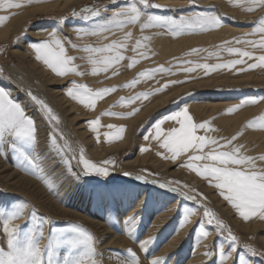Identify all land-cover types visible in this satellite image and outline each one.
Wrapping results in <instances>:
<instances>
[{
  "label": "rangeland",
  "instance_id": "obj_1",
  "mask_svg": "<svg viewBox=\"0 0 264 264\" xmlns=\"http://www.w3.org/2000/svg\"><path fill=\"white\" fill-rule=\"evenodd\" d=\"M164 1H167V0H164ZM172 1H176V2L178 1V3L179 2L180 3L177 5L176 4L173 5V4L161 2V0H150L151 3L168 5L169 7L163 8V9L153 8V9H149V11L153 10L154 12H152V14H155V15L167 16V15L172 14L173 17L175 18H178L180 15H186L188 14L189 11H205V12L214 13L220 16L222 24L217 29L206 31L203 33L183 34V35H179L176 37H173L169 34H160L162 38L166 36L167 38L171 40H178L179 38H184V37L185 38L204 37V36H208L210 33L211 34L216 33L224 29L225 26H232L231 28H233L234 30L243 31V33L236 34L235 36H232L231 38L227 36L221 37V39L223 40L232 41L234 38L241 37L244 33L250 32L251 29L255 26L260 16L264 15V8L257 9L256 11H253V12H247L244 10L242 6L236 3L235 0H196L195 8H191L188 5V0H172ZM44 2H50V1L44 0ZM52 2L64 3V0H53ZM127 2L128 0H118V3L113 4L112 0H86L84 2H79L77 4H73V5L70 4L63 11L40 13V14L33 16L32 19L26 21L21 26H19L16 29V31L9 37V39L4 40L2 42L0 41V87H3L6 90H8L11 93V96L17 102L25 106L27 114L35 118V121H37L36 122L38 126L37 153L41 154L42 156L43 155L46 157L48 156L44 164V167L46 168L47 172H49L50 174L53 172L52 175L54 174V172H56V174L53 175V186L51 189H49L48 187L44 185L42 181L24 172L22 169L16 167L15 154L0 155V166L7 168L9 172H12L14 170L13 172L16 173L18 176L31 180L42 190L43 194H45L49 198L52 204L50 203L49 206H45L47 205L46 203L41 204L42 200L38 201L40 199L38 200L36 199V198H40L41 196H37L38 194L36 193V190L32 187L30 188V186L29 188L19 187L21 191L19 192L16 189L13 190V187L8 186L1 180H0V203L27 202L28 207L25 209V216H27L30 213L31 209L34 208L38 214L42 216H47L52 221V224L50 227L66 228L69 226L70 223L80 224L85 229L91 231L98 239H101L103 241V243H101L99 245V248L97 249L98 254H99L98 258L103 259V264H119V259L124 258V256L126 255V250L128 248H131L133 251L137 253V255L141 258L142 264H147V259H151V258H154L156 256H161V255L162 257H165L164 264H187V262L191 260L190 257L193 256L192 255L193 254L192 253L193 239L195 236H198L197 232L195 231V228L199 226L198 221H201V219L203 218V210L206 207L210 209L212 212H214L217 218L222 220L224 224L229 229H231L232 234L238 238L237 253L234 254L233 258L229 262L227 261L226 264H229L230 262H231L230 264H233V260L235 261V264H239L238 258L240 254H243L246 259L253 261L254 264H264V259H262L259 256L250 257L248 253L245 252L244 247H243L245 244H250L253 247H255L257 251L264 252V244L260 242L261 239H264V230H261V231L259 230L254 233H250L248 231H244L241 228L243 226H246L247 224H249L248 226L250 225L254 226L256 225L255 223L257 224L260 223L264 225V221H261L259 218H254V219L250 218L249 221H243L242 218H240L235 213V210L232 209L231 206L228 205V203L222 199V197L219 195L218 190H216L214 187H211L209 185L208 181L198 177L195 173H193L191 170L187 169L186 167H182L181 164H178V161L173 162L171 159H166L165 157L169 156V153L166 151V149H163L159 146L160 141L153 140L151 139V137H149V139L146 140L147 144L145 142H144L145 144H142L144 148L148 149L145 152H141L140 149L142 148V146L139 147L138 145L139 141H141V138L143 139V137H145V132L148 133V136H149L151 131H153V125L158 120H162L164 117L176 111H179L180 108H183L186 106L188 108L189 115L192 117L194 123H202L205 120L210 121V128L212 129V131H209L207 135L212 136L217 139H221V138L231 139L233 135L240 133L237 140L234 141L233 144L242 145L243 147L241 151L243 154L252 155V156H258V155L264 154V149H261L257 152H251L250 150H252V147H250V142L245 141L243 139V136L239 128L233 131L232 133L229 132L227 127L225 125H222L218 121L219 116L217 115L216 112L211 113V114L209 113L204 114L201 112L202 113L201 115V113L198 114L194 110V108L191 107V105L206 106L209 103H211L210 101H214V100H222V102L226 101L225 106L221 108L224 111V116L226 115L225 116L226 118L233 119L232 117L237 118L239 115H241L243 112L246 111L247 116H245L244 118L239 117L241 120L240 124L245 123L246 125L248 121L252 120L255 117L260 116L261 114H264V99H262L264 98V69L257 68L255 70L246 71V72H237L236 69H232V70L222 69L216 72H212L207 76H205L203 74V71L199 69L194 73H184L183 71L179 70L178 64L180 62L187 61V60H191L197 63L215 64V63H223L230 59L239 58V57L230 55L223 50L219 51L218 58L215 56L209 57L208 52L217 51L216 46L222 44V42L218 41L216 43V40L214 39L213 36H208L206 38V41H202L198 44H193L194 46L192 45L191 47L184 48L181 51V55L177 56L178 57L177 60H174V59L162 60L157 55L155 57L153 52H151L150 50H147L148 58L141 59L139 63L134 65L131 69L127 67L128 60L126 59L124 61H121V63L118 66H115L108 73H99L97 75H92L91 66L87 63L86 59H80V57H85L84 55L85 53L78 49L82 48L84 45L93 44V46H98V43L93 42L89 44L88 42L93 41L91 40L93 39L92 37L90 38L91 41H86V40L82 41V39L76 38L75 37L76 32L74 29L80 27L79 25H77V23L78 24L82 23L83 25L81 27H88V26L90 27L91 25L96 24L99 21L95 19L93 20L89 19L87 22H84L80 19L71 18V13L73 11H79L83 7H94L95 6L96 8H99L102 10V16L106 18L108 16H111L110 15L111 10L114 7H116L117 4H120V3L126 4ZM105 6L107 7L105 8ZM233 12L235 15L233 14ZM61 18H63V23H59ZM71 24H74V25H71ZM58 25L63 30V32L59 31L58 35L65 38L64 40L66 44L64 42L65 44L64 47L66 49L67 55L69 56L73 55L72 57H76V59L73 61V64L77 67V71L80 73H83L82 75L91 74L92 76V80H90L85 77H82L81 75L74 74V77L76 78L75 79L76 81L74 82L76 84L86 85L89 89L93 91L106 88V87L107 88L115 87L116 90L117 89L124 90V92H121L122 94L119 93V97H116L115 99L116 101L111 98L113 93L116 92L115 90L111 92L110 94L105 95L102 98H97L95 105L90 109L84 108L85 106L81 104V106H79L81 110H84L89 113V111L95 109L97 101L100 99L106 103V105L103 106L104 109L101 107L99 110L101 114L108 112V111L117 112V113H127V112L132 111L133 109H138L139 111H137L134 115L130 116V117H133L132 119L134 120L145 110V107L147 108L148 106L145 105L144 107V104L140 102L138 104L137 102H134L133 104H127L125 101L123 104H121L119 103L121 101V98H127L130 96H133L135 95V93L137 94V93H140L141 91L146 92V91H149L150 88L153 89V88L161 87L162 85H165V84H168V87L164 88V90L162 92H159L158 94L167 93L168 90L171 91V89H177V88L179 89L180 92L174 97L171 96L168 102L166 103V105H164V107L163 106L159 107V109L154 111L150 116H146V115L142 116L136 122V124H134L133 127L131 128L128 143L124 147L110 151L105 154L103 153L100 154L101 152H103L102 149L104 148L103 146H100L99 147L100 149L95 148L97 150H95L94 153L89 152L85 147L83 148L81 147V145H77V143H75L76 137L72 132L73 130L71 129V126L69 125V122L66 118L67 117L66 114L64 113L62 109H60L58 103L52 100V97L49 95V90H57L59 92H62L63 89L67 90L69 87H71L72 85L70 86L68 85L67 78L65 76L64 77L56 76L55 80L60 82V84L49 85L48 83H46V81H44V78H41L39 75L35 73H31L28 67L23 65L22 62H20L19 59L12 53V51L15 50L14 47H16V45L19 43V37L23 30H27V31L29 29L35 30L38 27L39 28L41 27L39 29V33L35 36H32L33 39L29 38L30 39L29 44H31L34 42H39V41L48 39L49 38L48 33L52 31L54 26H58ZM49 26H52L50 30H48ZM157 30L160 33H163L162 29H157ZM26 33H24V35L28 36ZM115 37L120 39L122 36L115 35ZM258 38H259L258 36L248 37V39H258ZM67 41L68 42L71 41V43L68 44ZM72 44L78 45L76 50L70 47ZM229 46L239 47V48L245 47L244 45H235V44H232ZM192 48H198V49L202 48V49H205L206 51H202V52H199L198 54H194L191 56L189 55L186 56L185 53L189 52ZM123 54L126 57H133L137 55L132 50L124 52ZM260 54H264V52H262L259 49L255 50V55H260ZM34 57L35 56H32V63L35 64L42 71H46L43 64L40 61H37ZM249 62H252V61H249ZM78 65H80L81 67L79 68ZM161 65L166 69L171 66V73H158L152 79H148V80L141 79L140 82L137 83L134 87H124L125 84L130 82L132 79L136 78L139 72L145 69L156 68ZM240 67H243V65L236 66L237 69ZM113 71L116 72V75L112 74ZM49 76L52 78L51 75ZM114 79H119L120 81L114 80ZM244 79L245 81H243ZM109 80H113V81L107 82ZM172 80L184 81V82L178 83L175 85L169 84L168 82ZM93 82H95L96 84ZM203 82L204 83L209 82V84H203ZM86 83H89V84H86ZM184 83L186 84L184 85ZM97 84L98 85L100 84L101 86H98ZM141 87L143 90L141 89ZM29 91H31L32 94L37 96L39 99L43 100L49 106V108L52 110V114L58 118V122L45 119L44 112L39 108L38 105H35V103L31 101L30 97L27 95ZM61 95L62 94H60V97H62ZM251 98H254L258 102L256 104H250V105L241 107L235 113H232V114L226 113L227 108L235 104H238L243 100H248ZM143 100L145 99H142V101ZM109 101L111 102L109 103ZM191 101H193L194 103L191 104L190 103ZM119 106H121L122 108L118 109ZM138 112H140V114ZM194 112H196L198 115ZM104 117L107 119L110 118V119L116 120L115 123L114 121L113 122L111 121V122H106L104 124V126L106 127V130L109 132L112 131V129L108 127L109 125L116 126L117 124L118 127L122 125L124 128L126 127L127 123H126L125 118L124 120L122 118L123 121L121 120V118H119L120 122L118 123V117H114L110 115H104ZM90 120L89 119L80 120L79 124L81 125L84 122H88ZM178 126L179 125H177L174 121H165L161 125L164 131H167L171 127H178ZM53 127L57 130L58 133L62 134L64 137V139L61 140L59 139V136H58L57 137L58 143L63 144L65 141H67V143L70 145L71 152H69V157H71V155L74 153L78 159L79 157L78 155L80 154V149L83 148L86 158L90 159L94 163L100 164L104 160L114 161L115 162L114 165L109 166V171L111 174L110 177L108 178L109 188L120 189V190L121 189L125 190V189L130 188L134 192L131 193L130 195H127L123 191L122 193L119 192L115 196V198L107 197L106 199L101 200V198L98 195H96V193L99 191H106L108 189H105L104 187H102V185H96L94 181L97 179L103 181L104 178L83 177V176L78 178L75 175V173L81 172L82 166H78L76 160H72V163H71L72 173L71 174L66 173L65 166L61 163V158L55 153V151L50 150L47 144V134ZM254 130L264 133V130H258V129H254ZM197 134L204 135L205 133L203 130H200L198 131ZM148 142L150 144H148ZM73 145H74V148H72ZM153 146L154 148H152ZM149 148H151V150ZM91 150H94V149H91ZM145 157L151 159L152 161H157L158 163L168 164L170 165V169L161 170L162 168L154 166V164H151L150 160L149 162L145 161V163H142L141 160H143V158ZM135 159L137 160L136 162L130 165L125 164L127 162L134 161ZM182 159H183V162H181ZM179 160H180L179 162L183 164L184 161L186 160V156L181 157ZM50 161H52L51 164L49 163ZM52 166H53V170L51 169ZM48 168L51 170H49ZM124 172H130L133 174V176L145 175L148 181L155 180L156 183H150V182L144 183L141 181H136L132 177L123 176ZM171 172H174V173L172 174ZM89 181H93V182H89ZM160 183H168L169 187L160 188L159 187ZM184 185H186L187 187H183ZM172 187L177 188V191L176 192L170 191L169 188H172ZM21 189H24V190H21ZM190 189H194V191H190ZM215 192L217 193L216 195H215ZM181 193H187V195L196 196L197 200L196 201L187 200L184 198V196ZM213 198L216 200H214ZM212 199H213V203H212ZM151 200L153 201L151 202ZM62 201H64V203ZM183 203L190 207H196L199 210V213H198V218L196 222L192 225V227L185 233L182 232V235H181V233L177 234L179 230V228H177L178 226L177 224L181 220L180 209ZM172 204H175L174 208L170 207ZM155 206H157L160 209L161 211L160 213L155 214L154 212H152L153 210L152 207H155ZM219 206L224 207L223 211L221 208H219ZM225 206L227 208H225ZM51 207L61 208L62 210L70 212L74 216H71V217L61 216L60 214L54 213L55 210H53L54 208L52 209ZM227 209L231 211L228 212ZM226 211L230 213V215ZM135 212L137 213L135 214L137 217V221H139L138 229H137L135 236L130 238L128 235L123 233V221L125 217L130 216L134 214ZM149 212L153 213V214L151 213L153 217L150 216L151 217L150 218L149 216H146L147 213ZM221 212H224V213H221ZM220 213L222 215H220ZM160 215H162V217ZM226 215L229 217L227 218ZM138 217H139V220H138ZM164 217L165 218L168 217L166 218L168 222L165 221ZM143 219L146 222H142ZM255 220H258L261 222H258V221L254 222ZM92 222L99 223L100 228H96L94 225H91L90 223ZM16 223H23V220H17ZM205 224L207 225L206 222ZM47 227L49 226H46V228ZM207 227L211 230V232L214 231V236L212 237V239L210 238L208 242L204 243L205 246H207V250L210 252H209V255H204L201 258L202 259L201 262H196L197 260H195L194 261L195 264H215L217 252L215 255L213 254L215 253L216 246L217 244H219L220 241H225L227 244L225 249L230 250L229 248L230 242L227 241L225 238L227 233L221 236H217V234L215 233L214 226L207 225ZM101 230L102 231L104 230V231L102 232ZM146 232H148V234ZM175 234L177 235V237ZM182 236L183 238L184 237L185 238L183 239ZM149 237L154 238L153 243L147 246L149 251L141 252L140 247H139V241L146 240ZM117 239L120 241H118ZM160 239L162 240V242ZM172 239H173V242H172ZM171 246L173 247L175 246L176 248L173 249V247ZM167 247L169 248V250L166 249ZM167 250L169 251V253Z\"/></svg>",
  "mask_w": 264,
  "mask_h": 264
},
{
  "label": "snow or ice",
  "instance_id": "obj_2",
  "mask_svg": "<svg viewBox=\"0 0 264 264\" xmlns=\"http://www.w3.org/2000/svg\"><path fill=\"white\" fill-rule=\"evenodd\" d=\"M44 0H0V11L20 9L24 4L43 3ZM247 12H253L264 8V0H235ZM113 4L118 0H112ZM191 8L196 7V0H188ZM107 6H105L106 8ZM169 7L157 3H151L150 0H128V2L118 10H113L111 16L103 17L102 10L94 7H83L79 11H73L71 18L80 19L87 22L89 19H95L99 22L93 27L75 28L77 36H95L108 39L106 34H114L115 31H123L128 26H138L141 33L146 29H162L163 33L173 37L183 34L203 33L217 29L221 26L220 16L205 11H189L186 15H180L178 18L173 16L155 15L146 11L147 9H163ZM14 14V13H13ZM9 17L0 15V24H3ZM59 23H63V18ZM59 25L54 27L48 33V39L31 43L29 46L35 53V59L42 62L47 68L51 69L57 76L64 77L68 74L82 75L77 71L73 64L76 57L67 55L63 40L59 37ZM258 39H248V37ZM133 39L131 31L124 32L122 38L111 40L108 43L91 46L84 45L78 50L87 53V63L91 66V74L108 73L121 61L128 60L127 67L131 69L139 63L141 59L148 58L147 42L151 37L141 35L135 39L131 50L136 56L126 57L123 53L128 49V42ZM71 43V41H69ZM244 45V48L231 47L229 45ZM76 49L77 45L72 44ZM217 51L208 52V56L219 57V51L223 50L230 55L239 57L227 60L223 63H197L191 60L183 61L178 64L179 70L184 73H194L198 69L203 71L205 76L218 70L236 69L237 72L252 71L257 68L264 69V54L255 55V50L264 52V15H261L255 26L250 32L244 33L241 37L234 38L232 41H224L217 45ZM205 49L192 48L185 55H194ZM207 58V57H206ZM205 58V59H206ZM246 58V59H245ZM252 61V62H249ZM237 65L243 67L236 68ZM158 73H171V66L164 68L162 65L152 69H145L137 74V77L124 85V87H134L141 79H152ZM113 75L116 72L113 71ZM184 81H169V84L175 85ZM72 86L66 91V95L79 102L85 107L92 108L97 98H102L115 91L113 88H102L91 90L86 85H78L74 81ZM168 84L153 88L150 91L140 92L127 98H121L119 103L133 104L137 100L148 99L149 96L162 92ZM31 101L38 105L44 112L45 119L57 121L58 118L52 114L49 106L31 91L27 93ZM264 99V98H262ZM258 101L254 98L243 100L226 109V113L232 114L241 107L256 104ZM138 109H133L127 113L105 112L102 115H110L118 118H126L135 114ZM165 121H174L178 127H171L164 131L161 125ZM92 132L98 131L99 118L87 122ZM114 129L105 133L106 142L119 140L123 137L125 128L123 126H108ZM246 128L264 130V114L253 118L245 125ZM203 130L204 135H198V131ZM210 128V121L205 120L202 123H194L189 115L188 108H180L162 120H158L153 125V131L144 139L149 137L160 141V147L166 149L169 156L166 159L177 161L179 157L186 156V160L181 165L195 173L198 177L209 182L211 187L218 190L219 195L224 201L235 210V213L243 221H249L250 218H259L264 221V154L258 156L243 154L242 145H234L240 133L233 135L231 139H217L207 135ZM63 140L62 134L58 133L53 127L47 134V144L50 150L61 158V163L65 166L66 173L71 174L72 160H76L81 172L75 173L79 178L96 177L104 178L103 181L97 179L96 185H102L106 191L96 193L101 200L107 197H113L119 193L120 189L109 188L108 178L110 177L109 166L114 165L112 160H104L100 164L92 162L86 158L83 148L77 159L73 153L69 157L71 147L65 141L58 143L57 137ZM38 145V126L33 117L27 114L26 108L17 102L11 93L3 87H0V155L15 154L16 167L24 172L36 177L44 183L49 189L53 186V176L44 167L47 157L37 153ZM142 147L141 152L147 151ZM259 162V163H258ZM123 176L132 177L136 181L144 183H156L155 180L148 181L145 175L133 176L130 172H124ZM93 182V181H89ZM178 183V182H176ZM160 188H168V183H160ZM183 187H187L184 185ZM176 192L177 188H169ZM194 191V189H190ZM185 199L196 201L197 197L181 193ZM27 202H9L0 203V264H103V259L98 258L99 245L103 243L91 231L85 229L80 224L70 223L66 228L50 227L52 221L47 216H42L33 208L25 216ZM195 210L187 209L183 214L181 225L191 222L190 218ZM17 220H23V223H16ZM214 226L217 236L226 235L229 241V250L222 245H217L216 252L218 261L216 264H226L237 253L238 238L232 234L222 220L217 218L216 214L208 208L203 210V219L198 221V227L195 228L201 240L206 239L211 233L205 230L204 223ZM46 226H49L46 228ZM138 229V221L135 214L127 216L123 221V233L130 238L134 237ZM154 238L149 237L146 240L139 241L141 252L149 251L148 245L153 243ZM204 255H209L207 250ZM245 252L250 257L259 256L264 259V252H259L250 244H245ZM147 259V258H146ZM239 264H254L253 261L246 259L243 254L239 255ZM119 264H142L141 258L131 248L126 250L124 258L119 259ZM147 264H164L162 256H156L147 259ZM233 264L235 261L233 260Z\"/></svg>",
  "mask_w": 264,
  "mask_h": 264
},
{
  "label": "bare ground",
  "instance_id": "obj_3",
  "mask_svg": "<svg viewBox=\"0 0 264 264\" xmlns=\"http://www.w3.org/2000/svg\"><path fill=\"white\" fill-rule=\"evenodd\" d=\"M48 1H50V2H44V3H32V4H24V6L22 7V8H20V9H12V10H8V11H0V15H6V16H8L9 17V19L8 20H6L3 24H0V41L2 42V41H4V40H7V39H9V37L16 31V29L19 27V26H21L23 23H25L26 21H28V20H30V19H32L33 18V16H35V15H37V14H40V13H48V12H59V11H63L66 7H68L70 4L71 5H73V4H77V3H79V2H84V1H86V0H64V3H60V2H58V3H54V2H52L53 0H48ZM18 2H23V0H18ZM161 2H165V3H168V4H179L178 3V1L176 2V1H172V0H170V1H164V0H161ZM125 4L124 3H120V4H117V6L116 7H114L112 10H111V13H110V15L112 14V11L113 10H118L120 7H122V6H124ZM224 9H226V8H224ZM226 10H228V9H226ZM146 11H148V12H150L151 14H152V12H154L153 10H151V11H149V9L148 10H146ZM109 12V11H108ZM14 13V14H13ZM226 13V12H225ZM108 14V13H107ZM233 14H234V12H233ZM104 15V14H103ZM235 15V14H234ZM167 16H173L172 14H170V15H167ZM238 17V16H237ZM93 20V19H92ZM97 22V21H96ZM71 25H74V24H71ZM77 25H79L80 27L83 25L82 23H80V24H78L77 23ZM95 24H93V25H91L89 28H91V27H93ZM54 27H57V26H54ZM232 26H225L224 27V29H222V30H220V31H218V32H216V33H210L208 36H213L214 37V39L216 40V43L219 41V42H224V41H226V40H223V39H221V37H225V36H227V37H229V38H231L232 36H235L236 34H241V33H243V31H239V30H234L233 28H231ZM41 28V27H40ZM39 27L37 28V29H35V30H32V29H29L28 31L27 30H23L22 31V33H21V35H20V37H19V43L16 45V47H14V51H12V53L19 59V61L20 62H22V64L23 65H25L26 67H28V69H29V71L31 72V73H35V74H37V75H39L41 78H44V81H46V83H48L49 85H57V84H60V82H58L57 80H55V78H56V74L55 73H53L52 71H51V69H49V68H47L42 62V64H43V66H44V68L46 69V71H42L41 69H39L35 64H33L32 63V56H35L34 55V51L30 48V44H29V42H30V39L29 38H31V39H33V37L32 36H35V35H37L38 33H39V29H40ZM46 28V27H45ZM52 28V26H49L48 27V30H50ZM59 31L60 32H63V30H62V28L59 26ZM71 29H73V28H71ZM58 31V32H59ZM128 31H131L132 32V34H133V39L132 40H130L129 42H128V44H129V46H128V49L125 51V52H127V51H129V50H131V48H132V44L134 43V41H135V39H137V38H139L141 35H146V36H149V37H151V39H150V41H148L147 42V50H150L151 52H153L154 53V55H155V57H156V55L159 57V58H161L162 60H166V59H174V60H177L178 59V57L177 56H180L181 55V51L184 49V48H187V47H191L193 44H198V43H200V42H202V41H206V38L208 37V36H204V37H192V38H179L178 40H171V39H169V38H167L166 36L164 37V38H162L161 37V35L159 34H157V33H160L157 29H155V28H153V29H146V30H144V32L143 33H141V31H140V29H139V27L138 26H136V27H133V26H128V27H126L123 31H119V30H117V31H115V33L114 34H106V35H108V39L107 40H105V39H103V38H101V37H95V36H87V35H85V36H77V34H76V36H75V34H74V36L76 37V38H79V39H82V41H91V40H93V41H91V42H88L89 44L90 43H93V42H96V43H98V46L99 45H102V44H105V43H108V42H110L111 40H116V39H118V38H116L115 37V35H120V36H123V34H124V32H128ZM27 32V33H26ZM24 33H26L28 36H25L24 35ZM68 33V32H67ZM62 34H64V33H62ZM73 34V33H72ZM220 36V37H218V36ZM62 40H63V42H65V38H63V37H61V36H59ZM93 38V39H91L90 40V38ZM39 38V37H38ZM122 38V37H121ZM35 39V38H34ZM89 39V40H88ZM228 41V40H227ZM68 42V41H67ZM65 44H66V42H65ZM64 44V45H65ZM68 44H69V42H68ZM77 44V43H76ZM80 45V44H79ZM78 46V45H77ZM82 46V45H81ZM91 46H93V44L91 45ZM194 46V45H193ZM71 48H72V46H70ZM72 49H74V48H72ZM74 50H76V49H74ZM71 52V51H70ZM74 53V52H73ZM85 55V57L87 56V53H85L84 54ZM73 56V55H72ZM187 56V55H186ZM177 57V58H176ZM182 57V56H181ZM185 57V56H184ZM35 58V57H34ZM171 61H173V60H171ZM166 63V62H165ZM78 67L80 68L81 66L80 65H78ZM49 75H51L52 76V78L49 76ZM82 77H85V78H87V79H90V80H92V76H91V74H87V75H81ZM66 78H67V82H68V85L70 86V85H72V83L71 82H73V81H76L75 79V77H74V74H68V75H66L65 76ZM78 78V77H77ZM123 78H125V77H123ZM127 78V77H126ZM246 78V77H245ZM249 78V77H248ZM63 79V78H62ZM61 79V80H62ZM80 79V78H79ZM120 79V78H119ZM119 79H114V80H119ZM225 79V78H224ZM261 79V78H260ZM60 80V81H61ZM64 80V79H63ZM125 80V79H124ZM248 80V79H247ZM249 80H251V79H249ZM256 80H258V79H256ZM80 81V80H79ZM111 81H113V80H109V81H107V82H111ZM120 81V80H119ZM127 81V80H126ZM241 81V80H240ZM243 81H245V79L243 80ZM2 82V81H1ZM89 82V81H88ZM210 82V81H209ZM209 82H206V83H204L203 82V84H209ZM227 82V81H226ZM93 83H95V82H93ZM93 83H92V85H93ZM113 83V82H112ZM244 83V82H243ZM7 84V83H6ZM9 84V83H8ZM86 84H89V83H86ZM96 84V83H95ZM105 84V83H104ZM109 84V83H108ZM186 83H184V85H185ZM217 84V83H216ZM98 85V84H97ZM113 85V84H112ZM200 85V84H199ZM98 86H101L100 84L98 85ZM98 86H96V87H98ZM92 87V86H91ZM109 87V86H108ZM111 87V86H110ZM16 88V87H15ZM57 88V87H56ZM95 88V87H94ZM93 88V89H94ZM107 88V87H106ZM175 88V87H174ZM177 88V87H176ZM183 88V87H182ZM187 88V87H186ZM67 89V88H66ZM99 89V88H98ZM138 89V88H137ZM141 89H142V87H141ZM140 89V90H141ZM95 90V89H94ZM143 90V89H142ZM150 90H151V88H150ZM149 90V91H150ZM182 90V89H181ZM186 90V89H185ZM188 90V89H187ZM66 91L67 90H64L63 89V91L62 92H59V91H57V90H49V95L52 97V100H54L56 103H58V105H59V107H60V109H62L63 111H64V113L66 114V118H67V120H68V122H69V125L71 126V129L73 130L72 132H73V134L75 135V143H77V145H81V147H85L89 152H91V153H94L95 152V150H97V149H95V148H99L100 146H103L104 148L102 149V151L103 152H101L100 154H105V153H108V152H110V151H113V150H116V149H120V148H122V147H124L127 143H128V140H129V136H130V131H131V128L133 127V125L134 124H136V122L142 117V116H150L154 111H156L157 109H159V107H164V105H166V103L168 102V100H169V98L171 97V96H176L180 91H179V89L177 88V89H171V91H167V93H162V94H158V93H155V94H153V95H151L150 97H148V99H145V100H137V101H135V102H137V104L140 102V103H143L144 104V107H145V105H147L148 107L146 108L145 107V110L140 114V112H138L140 115L138 116V117H136V119H132L133 117H127V118H125V120H126V127H125V131H124V133H123V137L121 138V139H119V140H113V141H111V142H106V137H105V133H109V131H107L106 130V127L104 126V124L106 123V122H113L114 121V123L116 122V120L115 119H107V118H105L104 117V115H102L101 113H100V108L102 107L103 108V106H105L106 105V103L104 102V101H102V100H98L97 101V104H96V106H95V109H93V110H91V111H89V113L88 112H86V111H84V110H81L80 109V107L79 106H81V104L79 103V102H77V101H75V100H73V99H71L70 97H68L67 95H66ZM19 92V91H18ZM121 92H124V90H119V89H117L116 90V92L115 93H113V95H112V99L113 100H115L116 99V97H119V93H121ZM131 92V91H130ZM136 92V91H135ZM134 92V93H135ZM142 92V91H141ZM184 92V91H183ZM14 94V93H13ZM60 94H62L61 96L62 97H60ZM122 94V93H121ZM127 94V93H126ZM125 94V95H126ZM136 94V93H135ZM16 97V96H15ZM111 100V99H110ZM112 100V101H113ZM116 101V100H115ZM111 101H109V103H110ZM211 103H209L208 105H206V106H202V105H200V106H198V105H191V107H193L194 108V110L199 114V113H204V114H206V113H209V114H211V113H217V115L219 116V118H218V121L222 124V125H225L226 127H227V129H228V131L229 132H233V131H235L236 129H238L239 128V130L241 131V134H242V136H243V139L245 140V141H248V142H250V147H252V150H250L251 152H257V151H259V150H261V149H264V133L263 132H260V131H256V130H254V129H250V128H246L245 127V123H242V124H240V122H241V120H240V118L239 117H241V118H244L245 116H247V113H246V111L245 112H243L241 115H239L237 118H235V117H232L233 119H229V118H226L225 116H224V111L221 109L223 106H225V102H222V100H214V101H210ZM105 103V104H104ZM191 104L192 103H194L193 101H191L190 102ZM229 103V102H228ZM108 104V103H107ZM113 104V103H112ZM202 104H204V103H202ZM142 105V104H141ZM116 107V106H115ZM138 107H139V105H138ZM58 108V107H57ZM84 108H88V107H84ZM122 107L121 106H119L118 107V109H121ZM141 108V107H140ZM142 108H143V106H142ZM36 109V108H35ZM90 109V108H89ZM104 109V108H103ZM190 109H192V108H190ZM87 110V109H86ZM124 110V109H123ZM161 110V109H160ZM139 111V110H138ZM137 112V111H136ZM135 112V113H136ZM196 112H194V113H196ZM196 113V114H197ZM202 113H201V115H202ZM197 114V115H198ZM209 114H208V116H209ZM34 116H35V114H34ZM90 116V117H89ZM137 116V115H136ZM89 117V118H88ZM38 118V117H37ZM79 118V119H78ZM97 118H99V125H98V131L97 132H92L88 127H89V125H88V123L87 122H84L83 124H79V122H80V120H85V119H92V120H95V119H97ZM247 118V117H246ZM35 119V118H34ZM120 119L118 118V123L120 122L119 121ZM121 120H122V118H121ZM123 120H124V118H123ZM122 120V121H123ZM41 121V120H40ZM39 121V122H40ZM244 121H245V119H244ZM37 122V121H36ZM124 123V122H123ZM40 124V123H39ZM42 124V123H41ZM240 124V125H239ZM86 125V126H85ZM125 125V124H124ZM166 125V124H165ZM88 126V127H87ZM123 126V125H122ZM116 127H118V125L116 124ZM149 129V128H148ZM68 131V130H67ZM70 131V130H69ZM112 131H113V129H112ZM71 132V131H70ZM71 132V133H72ZM152 132V131H151ZM68 134H70V133H68ZM73 134H71V135H73ZM145 136H148V133H146L145 132ZM73 137V136H72ZM40 140V139H39ZM146 143V140L144 139V137H143V139L141 138V141H139V143H138V145H139V147L140 146H142V144H145ZM73 143V142H72ZM147 144V143H146ZM148 144H150L149 142H148ZM154 144V143H153ZM76 145V144H75ZM138 145H136V146H138ZM146 146V145H145ZM148 146V145H147ZM151 146V145H150ZM143 147V146H142ZM41 148V147H40ZM72 148H74V145H73V147ZM137 148V147H136ZM152 148H154V146L152 147ZM157 148V147H156ZM91 149H94V150H91ZM100 149V148H99ZM138 149V148H137ZM140 149V148H139ZM150 150H151V148H149ZM38 150H40V149H38ZM87 151V152H88ZM97 152V151H96ZM43 153V152H42ZM78 153V152H77ZM96 154V153H95ZM148 154V153H147ZM88 155V154H87ZM98 155V154H97ZM44 156V155H43ZM79 156V155H78ZM93 156H94V154H93ZM181 157H183V155L181 156ZM181 157H179L178 159H177V161H178V164H181L182 165V163H180L179 161V159L181 158ZM47 158H48V156H47ZM154 159V158H153ZM140 160V159H139ZM149 160H150V163L151 164H154V166H157V167H160V168H162L161 170H167V169H170V165H168V164H162V163H158L157 161H152L151 159H149V158H147V157H145V158H143V160H141L142 161V163H145V161H148L149 162ZM159 160H161V159H159ZM48 161H49V159H48ZM137 160L135 159L134 161H131V162H127V163H125L126 165H130V164H132V163H134V162H136ZM163 161V160H162ZM170 161V160H169ZM51 162L52 161H50L49 163L51 164ZM168 162V161H167ZM181 162H183V159H182V161ZM56 163V162H55ZM171 163V162H170ZM259 163V162H258ZM175 164V163H174ZM177 164V163H176ZM177 164V165H178ZM45 166H47V165H45ZM51 166V165H50ZM54 166V165H53ZM53 166H52V170H53ZM47 167H49V166H47ZM176 167V166H175ZM177 168H178V166H177ZM46 169V168H45ZM49 169V168H48ZM51 169H49V170H51ZM176 169V168H175ZM178 170V169H177ZM14 171V170H13ZM9 172L8 171V169L7 168H5V167H3V166H0V180L1 181H3L5 184H7L8 186H10V187H13V190L14 189H16V190H18L19 192H21L20 191V189H19V187L21 188V187H23V188H26V187H28L29 188V186H30V188L32 187V188H34L35 190H36V193L38 194L37 196H41L40 198H36L37 200L38 199H40V200H38V201H41V204H44V203H46L47 205H45V206H49L50 205V203H51V201L49 200V198L45 195V194H43V192H42V190L35 184V183H33L31 180H29V179H27V178H23V177H20V176H18L16 173H14V172ZM80 171V170H79ZM182 171V170H181ZM16 172V171H15ZM51 172V171H50ZM168 172V171H167ZM183 172V171H182ZM53 173V172H52ZM51 173V174H52ZM172 174L174 173V172H171ZM175 173H177V172H175ZM54 174H56V172H54ZM53 174V175H54ZM169 174V173H168ZM52 175V176H53ZM167 175V174H166ZM170 175V174H169ZM179 175V174H178ZM171 176V175H170ZM191 176V175H190ZM176 177V176H175ZM182 177V176H181ZM186 177V176H185ZM197 179V178H196ZM180 180V179H179ZM189 180V179H188ZM181 181V180H180ZM184 181V180H183ZM204 181V180H203ZM187 182V181H186ZM190 182V181H189ZM195 182V181H194ZM2 183V182H1ZM183 183V182H182ZM196 183V182H195ZM185 184V183H184ZM191 184V183H190ZM197 184V183H196ZM199 184V183H198ZM6 185V186H7ZM192 185V184H191ZM200 185V184H199ZM132 186V185H131ZM67 187V186H66ZM129 187V186H128ZM65 188V187H64ZM64 188H63V190H64ZM136 188V187H135ZM203 188V187H202ZM206 188H207V186H206ZM205 188V189H206ZM137 189V188H136ZM210 189V188H209ZM21 190H24V189H21ZM68 190V189H67ZM125 192L127 195H130L131 193H133L134 191L132 190V189H130V188H128V189H125V190H120L119 192ZM206 192H208V191H206ZM217 193L215 192V195H216ZM23 195V194H22ZM55 195V194H54ZM65 195V194H64ZM122 195V194H121ZM206 195V194H205ZM209 195V194H208ZM211 195V194H210ZM31 196V195H30ZM34 196V195H33ZM36 196V195H35ZM58 196H59V194H58ZM204 196V195H203ZM213 196V195H212ZM218 196V195H217ZM30 198V197H29ZM60 198V197H59ZM58 198V199H59ZM122 198V197H121ZM209 198V197H208ZM218 198H220V197H218ZM214 199V198H213ZM213 199H212V203H213ZM34 200V199H33ZM61 200V199H60ZM121 200V199H120ZM157 200H158V198H157ZM214 200H216V199H214ZM37 201V202H38ZM118 201H119V199H118ZM138 201V200H137ZM153 200H151V202H152ZM163 201V200H162ZM210 201V200H209ZM63 203H64V201H62ZM77 202V201H76ZM79 202V201H78ZM141 202V201H140ZM139 202V203H140ZM36 203V202H35ZM40 203V202H39ZM104 203V202H103ZM120 203H121V201H120ZM158 203V202H157ZM174 203V202H173ZM40 204V205H41ZM52 204V203H51ZM176 204V203H175ZM175 204H172L170 207H172V208H174V206H175ZM215 204V203H214ZM54 205V204H53ZM157 205V204H156ZM213 205V204H212ZM227 206V205H226ZM225 206V208H227ZM43 207V206H42ZM41 207V208H42ZM141 207V206H140ZM151 207V206H150ZM167 207V206H166ZM218 207V206H217ZM44 208V207H43ZM52 208V207H51ZM54 208V209H53ZM52 209L53 210H55V212L54 213H56V214H60L61 216H65V217H67V216H69V217H71V216H74V215H72L70 212H68V211H65V210H62L61 208H58V207H53ZM153 208V210H152V212H154L155 214H158V213H160L161 211H160V209L157 207V206H155V207H152ZM219 208H221L222 209V211H223V208L224 207H220L219 206ZM137 209H139V208H137ZM164 209V208H163ZM187 209H192V210H195V213H194V215L190 218V220H191V222L190 223H188V224H186V225H181V220H182V218H183V214H184V212H185V210H187ZM218 209V208H217ZM121 210V209H120ZM142 210V209H141ZM149 210V209H148ZM172 210V209H171ZM174 210V209H173ZM220 210V209H219ZM218 210V211H219ZM225 210V209H224ZM228 210V209H227ZM48 211V210H47ZM163 211V210H162ZM175 211V210H174ZM221 211V210H220ZM231 211V210H230ZM229 210H228V212H230ZM132 212V211H131ZM148 212V211H147ZM151 212V213H152ZM227 212V211H226ZM227 212V213H228ZM142 213V212H141ZM146 213V212H145ZM150 212L149 213H147V215L146 216H152V214H151ZM198 213H199V210L196 208V207H190V206H187L186 204H184L183 203V205L181 206V209H180V217H181V220L179 221V223L177 224L178 226H177V228H179V230H178V233L177 234H180L181 233V235H182V232L183 233H185L186 231H188L191 227H192V225L196 222V220H197V218H198ZM221 213H224V212H221ZM220 213V215H222ZM132 214V213H131ZM134 214H137L136 212L134 213ZM140 214V213H139ZM229 215H230V213H228ZM59 215V216H60ZM106 215V214H105ZM143 215H145V214H143ZM170 215V214H169ZM225 215V214H224ZM127 216V215H126ZM138 216V215H137ZM141 216V215H140ZM139 216V217H140ZM161 217H162V215H160ZM166 216H168V215H166ZM172 216V215H171ZM232 216V215H231ZM77 217H79V216H77ZM139 217H138V220H139ZM153 217V216H152ZM226 217L228 218L229 216H227L226 215ZM233 217H235V216H233ZM64 218V217H63ZM76 218V217H75ZM144 218V217H143ZM146 218V217H145ZM151 218V217H150ZM157 218H159V217H157ZM166 218H168V217H166ZM165 217H164V219H165V221H167V219H166ZM172 218V217H171ZM202 218V217H201ZM231 218V217H230ZM255 218V217H254ZM253 218V219H254ZM78 219H80V218H78ZM83 219V218H82ZM203 219V218H202ZM201 219V220H202ZM84 220V219H83ZM149 220V219H148ZM168 220H170V219H168ZM252 220V219H251ZM258 220H255L254 222H257ZM139 222V221H138ZM142 222H146V221H144V219H143V221ZM158 222V221H157ZM168 222V221H167ZM166 222V223H167ZM170 222V221H169ZM253 222V223H254ZM258 222H261V221H258ZM159 223H161V222H159ZM232 223H234V222H232ZM237 223V222H236ZM263 223V222H262ZM91 225H94L96 228H100V225H99V223H90ZM238 224V223H237ZM256 225H254V226H248L249 224H247L246 226H243V227H241L244 231H248V232H250V233H254V232H257V231H261V230H264V225H262V224H260V223H255ZM145 225V224H144ZM162 225V224H161ZM169 225V224H168ZM164 226V225H163ZM237 226V225H236ZM153 227V226H152ZM162 227V226H161ZM204 227L206 228V230L207 231H209L210 233H211V235L210 236H208L206 239H203V240H201L200 238H199V236H195L194 237V239H193V242H192V248H193V251H192V257H190L191 258V260H189L188 262H187V264H195V260H197L196 262H201L202 261V257L204 256V252H205V250H206V248H205V242H208V240L211 238L212 239V237L214 236V231L213 232H211V230L207 227V225L204 223ZM231 227V226H230ZM238 227V226H237ZM166 228V227H165ZM240 228V227H239ZM238 228V229H239ZM148 229V228H147ZM234 229V228H233ZM153 230V229H152ZM160 230V229H159ZM164 230V229H163ZM177 230V229H176ZM102 231V230H101ZM101 231H100V233H101ZM104 231V230H103ZM102 231V232H103ZM176 232V231H175ZM147 234H148V232H146ZM216 233V232H215ZM174 234V233H173ZM176 235V234H175ZM181 235H179V236H181ZM178 236V237H179ZM184 236V235H183ZM183 236H182V238H183ZM147 237V236H146ZM176 237H177V235H176ZM185 238V237H184ZM183 238V239H184ZM246 238V237H245ZM177 239V238H176ZM118 240V239H117ZM161 240V239H160ZM175 240V239H174ZM260 240V239H259ZM115 241V240H114ZM118 241H120V240H118ZM161 242H162V240H161ZM172 242H173V239H172ZM181 242V241H180ZM260 242H262L263 244H264V239H261V241ZM209 243H210V241H209ZM119 245V244H118ZM171 245H172V243H171ZM177 245V244H176ZM217 245H222L224 248L226 247V242L225 241H220L219 242V244H217ZM170 247V246H169ZM171 247H173V246H171ZM217 247V246H216ZM163 248H164V246H163ZM174 248H176L175 246L173 247V249ZM209 248V247H208ZM166 249H168L169 250V248L167 247ZM167 250V251H168ZM163 251V250H162ZM230 251V250H229ZM262 251V250H261ZM161 252V251H160ZM210 252V251H209ZM168 253H169V251H168ZM171 253V252H170ZM163 254V253H162ZM213 254V253H212ZM216 254V249H215V253L213 254V255H215ZM161 255V254H160ZM162 256V255H161ZM165 256H167V255H165ZM168 256H170V255H168ZM212 257V256H211ZM163 258H165V257H163ZM189 258V259H190ZM218 259H219V257H218V254L216 255V261H215V264H216V262L218 261ZM231 260V259H230ZM229 260V261H230ZM109 261V260H108ZM228 261V262H229ZM207 262V261H206ZM231 263V262H230ZM229 263V264H230Z\"/></svg>",
  "mask_w": 264,
  "mask_h": 264
}]
</instances>
